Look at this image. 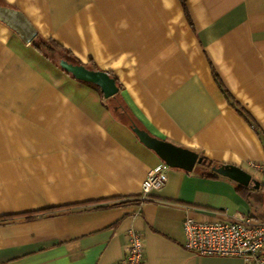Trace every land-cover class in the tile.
<instances>
[{"label": "crops", "instance_id": "0c3cea01", "mask_svg": "<svg viewBox=\"0 0 264 264\" xmlns=\"http://www.w3.org/2000/svg\"><path fill=\"white\" fill-rule=\"evenodd\" d=\"M183 3L0 0L118 87L104 98L0 21V264H119L130 229L147 264H245L188 251L182 222L264 220V0ZM134 124L259 186L169 167L139 203L162 161Z\"/></svg>", "mask_w": 264, "mask_h": 264}, {"label": "built area", "instance_id": "2783aa9c", "mask_svg": "<svg viewBox=\"0 0 264 264\" xmlns=\"http://www.w3.org/2000/svg\"><path fill=\"white\" fill-rule=\"evenodd\" d=\"M252 167L264 172V163ZM169 166L162 163L150 169L142 182L136 200L141 203L150 192L159 189L167 180ZM184 247L201 256H225L241 258L245 264H264V220L250 214L231 218L200 222L186 218L182 222ZM126 248L119 264H147L142 234L130 229L126 236Z\"/></svg>", "mask_w": 264, "mask_h": 264}, {"label": "water", "instance_id": "95a60500", "mask_svg": "<svg viewBox=\"0 0 264 264\" xmlns=\"http://www.w3.org/2000/svg\"><path fill=\"white\" fill-rule=\"evenodd\" d=\"M0 21L12 29L24 43L31 42L37 36L32 23L19 10L0 4ZM59 67L78 81L81 80L98 86L104 98L118 92V87L108 72L91 70L83 64L77 65L67 60H59ZM131 130L147 149L153 150L159 159L170 168H179L189 172L203 161L191 149L174 145L167 140L153 136L136 124L131 126ZM211 171L231 178L242 186L254 185L255 188L259 186L257 180H254L248 172L234 165H215L211 167Z\"/></svg>", "mask_w": 264, "mask_h": 264}, {"label": "trees", "instance_id": "16d2710c", "mask_svg": "<svg viewBox=\"0 0 264 264\" xmlns=\"http://www.w3.org/2000/svg\"><path fill=\"white\" fill-rule=\"evenodd\" d=\"M184 0H180L181 3H183ZM184 4V3H183ZM37 38V37H36ZM34 38L31 43L32 46L37 49L38 51H40L46 58H48L50 61H53V63H55L57 66H59V60H67L73 64H81L80 62H78L77 60H75L69 53L68 50L64 49L63 47H61L59 44H57L53 39H48V40H44L41 38ZM57 56V60L56 58H54V56ZM88 68V67H87ZM89 69H94L89 68ZM97 70V69H96ZM115 81V79H114ZM91 85V84H90ZM91 86H95V85H91ZM97 87V86H95ZM221 90L224 94H228L226 93V91L221 87ZM239 112H242L239 109ZM202 163L199 164L200 167L203 169L204 173L210 175V176H214L216 177L217 173H214L211 171V167L215 166L214 163L206 160V159H202Z\"/></svg>", "mask_w": 264, "mask_h": 264}, {"label": "rangeland", "instance_id": "374dc122", "mask_svg": "<svg viewBox=\"0 0 264 264\" xmlns=\"http://www.w3.org/2000/svg\"><path fill=\"white\" fill-rule=\"evenodd\" d=\"M56 57H57V56L55 55L54 58H56ZM56 60H57V58H56Z\"/></svg>", "mask_w": 264, "mask_h": 264}]
</instances>
